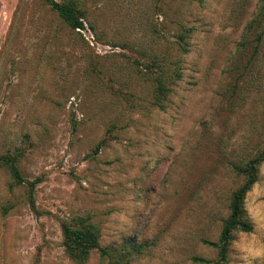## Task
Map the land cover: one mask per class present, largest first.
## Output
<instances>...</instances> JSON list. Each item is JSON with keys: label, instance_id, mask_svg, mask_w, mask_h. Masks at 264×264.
Masks as SVG:
<instances>
[{"label": "rangeland", "instance_id": "1", "mask_svg": "<svg viewBox=\"0 0 264 264\" xmlns=\"http://www.w3.org/2000/svg\"><path fill=\"white\" fill-rule=\"evenodd\" d=\"M256 1L185 2L192 31L178 54L155 0H82V32L42 0H0V154L22 149V177L43 178L31 208L0 167V264H76L60 220L78 215L101 244L147 243L130 264H214L204 240H218L241 182L227 158L264 143V44L232 56ZM166 46L182 77L159 109L134 60ZM244 207L253 229L234 235L226 264H264V162Z\"/></svg>", "mask_w": 264, "mask_h": 264}, {"label": "trees", "instance_id": "2", "mask_svg": "<svg viewBox=\"0 0 264 264\" xmlns=\"http://www.w3.org/2000/svg\"><path fill=\"white\" fill-rule=\"evenodd\" d=\"M70 30H84L87 28V10L82 0H42ZM197 2L202 4L203 0H155L154 9L156 14L163 20H169L178 27L174 34V49L178 54L188 51L186 38L189 37L192 27L185 24L188 15L186 3ZM78 31V30H77ZM264 44V0H257L256 4L246 20L239 39L236 41L232 56H242L250 47L253 55L258 53V48ZM137 50V49H136ZM143 57H135L134 62L141 67L139 73L151 84V98L149 104L159 109L166 107L168 95L172 86L182 77L179 59L172 54L169 46L163 51L148 55L144 50L139 51ZM147 58V59H146ZM264 132V127H262ZM110 132V131H109ZM106 138V137H105ZM106 144L102 139L93 149L97 154L100 148ZM22 149L7 150L0 154V167L7 170L11 179V186L27 185L28 201L34 208V189L42 181V176H36L31 180L22 177L18 162L23 156ZM264 162V143L253 152L241 150L233 157L227 158V168L230 173L240 177V184L234 188L228 201V214L223 220L219 238L216 242L204 240V243L216 248L217 258L214 264H226L227 253L231 240L238 232H251L253 229L244 200L247 192L257 181L259 167ZM62 232V244L66 256L76 264H85L92 253H96L104 264H130L133 257H137L147 247V243H134L131 239L125 240L121 245L111 246L101 244L100 228L94 223L89 215H78L68 219L60 220ZM195 262L207 264L208 260L200 257L192 258Z\"/></svg>", "mask_w": 264, "mask_h": 264}, {"label": "built area", "instance_id": "3", "mask_svg": "<svg viewBox=\"0 0 264 264\" xmlns=\"http://www.w3.org/2000/svg\"><path fill=\"white\" fill-rule=\"evenodd\" d=\"M78 31L82 32L83 30H80L79 28H77Z\"/></svg>", "mask_w": 264, "mask_h": 264}]
</instances>
